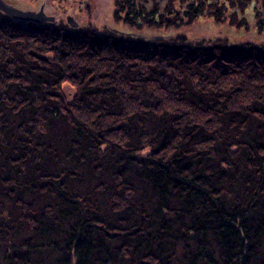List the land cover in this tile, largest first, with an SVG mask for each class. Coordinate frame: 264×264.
Wrapping results in <instances>:
<instances>
[{"label": "trees", "instance_id": "1", "mask_svg": "<svg viewBox=\"0 0 264 264\" xmlns=\"http://www.w3.org/2000/svg\"><path fill=\"white\" fill-rule=\"evenodd\" d=\"M115 9L0 11V264H264V0Z\"/></svg>", "mask_w": 264, "mask_h": 264}, {"label": "rangeland", "instance_id": "2", "mask_svg": "<svg viewBox=\"0 0 264 264\" xmlns=\"http://www.w3.org/2000/svg\"><path fill=\"white\" fill-rule=\"evenodd\" d=\"M14 4L18 8H22L25 10H39L41 5L46 3V13L49 16H54V21L47 23L51 24H63L68 26V29H73L76 27H83L86 25H91L94 27L104 29H118L116 34H123L128 35V33L135 31L133 29L126 30L123 22L116 20V9L115 4L116 0H89L90 1V8L87 9L86 5L81 4L80 0H6ZM67 7V10H65ZM4 13L3 11H1ZM5 14V13H4ZM69 17L73 18V21L76 22V25L73 26L71 22H69ZM212 25V24H211ZM213 26V25H212ZM222 25H217L214 31H208L205 35L217 37L220 35H225L227 32L232 39L234 38V42L237 43H245L249 42V39H254L255 42H259V44L264 43V34H257L258 36H247L245 35L246 32L242 28H232L231 32L227 26L221 27ZM111 29V30H112ZM152 33L160 34L158 31L152 30ZM164 33V32H163ZM134 34V33H131ZM197 36V34H195ZM194 36V37H195ZM205 36V37H206Z\"/></svg>", "mask_w": 264, "mask_h": 264}, {"label": "water", "instance_id": "3", "mask_svg": "<svg viewBox=\"0 0 264 264\" xmlns=\"http://www.w3.org/2000/svg\"><path fill=\"white\" fill-rule=\"evenodd\" d=\"M0 11H3L5 14H7L8 16L10 15L13 18L30 22L34 21L36 23H42L46 21H54V16H49L44 11V6H41L39 10H25L16 7L14 4L7 2L6 0H0ZM69 22H71L73 26L76 25V22L73 21L72 17H69Z\"/></svg>", "mask_w": 264, "mask_h": 264}, {"label": "flooded vegetation", "instance_id": "4", "mask_svg": "<svg viewBox=\"0 0 264 264\" xmlns=\"http://www.w3.org/2000/svg\"><path fill=\"white\" fill-rule=\"evenodd\" d=\"M8 1H9V0H8ZM75 1H76V0H75ZM78 1H79V0H78ZM10 2H11V1H10ZM80 3L83 4V5L85 4L87 9H89L90 6H91L89 0H80ZM41 6H44V11H46V8H47L46 6H48V4L44 3V4H42ZM65 10H67V7H66Z\"/></svg>", "mask_w": 264, "mask_h": 264}]
</instances>
